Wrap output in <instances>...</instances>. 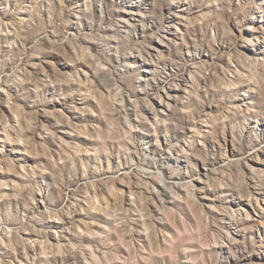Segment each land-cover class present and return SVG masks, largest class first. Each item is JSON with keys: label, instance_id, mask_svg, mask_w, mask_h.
<instances>
[{"label": "rangeland", "instance_id": "1", "mask_svg": "<svg viewBox=\"0 0 264 264\" xmlns=\"http://www.w3.org/2000/svg\"><path fill=\"white\" fill-rule=\"evenodd\" d=\"M0 264H264V0H0Z\"/></svg>", "mask_w": 264, "mask_h": 264}]
</instances>
